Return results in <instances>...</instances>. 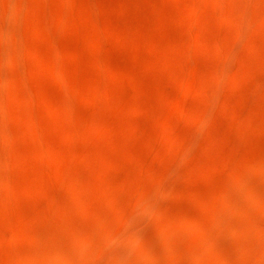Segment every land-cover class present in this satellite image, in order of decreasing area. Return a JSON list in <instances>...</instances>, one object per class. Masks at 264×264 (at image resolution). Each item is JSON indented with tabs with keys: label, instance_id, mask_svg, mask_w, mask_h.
I'll return each mask as SVG.
<instances>
[{
	"label": "rangeland",
	"instance_id": "obj_1",
	"mask_svg": "<svg viewBox=\"0 0 264 264\" xmlns=\"http://www.w3.org/2000/svg\"><path fill=\"white\" fill-rule=\"evenodd\" d=\"M0 264H264V0H0Z\"/></svg>",
	"mask_w": 264,
	"mask_h": 264
}]
</instances>
